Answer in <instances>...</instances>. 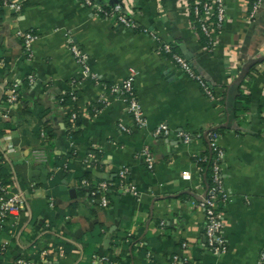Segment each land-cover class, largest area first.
Returning <instances> with one entry per match:
<instances>
[{"label":"crops","instance_id":"0c3cea01","mask_svg":"<svg viewBox=\"0 0 264 264\" xmlns=\"http://www.w3.org/2000/svg\"><path fill=\"white\" fill-rule=\"evenodd\" d=\"M20 1V10L6 4L0 14L2 175L23 198L21 210L0 225V246L8 251L4 263L45 258L50 264H173L178 255L187 264H257L264 248V4L251 19L252 0H226L223 33L210 50L191 25L190 0H121L212 84L211 98L146 33L121 28L79 0ZM19 30L38 34L31 58ZM71 41L88 54L101 82L91 77L74 84L81 74ZM131 69L145 128L136 126L122 95L93 112L103 84L126 79ZM12 82L21 83V95L8 103ZM72 112L78 117L75 133L69 128ZM160 124L202 136L190 144L174 134L154 136ZM214 129L222 134L230 194L223 206L229 246L223 255L207 247L205 212L191 203L209 186L193 155L204 154L205 134ZM122 168H128L125 182L136 193L116 183ZM83 179L112 182L108 207L92 199Z\"/></svg>","mask_w":264,"mask_h":264},{"label":"built area","instance_id":"2783aa9c","mask_svg":"<svg viewBox=\"0 0 264 264\" xmlns=\"http://www.w3.org/2000/svg\"><path fill=\"white\" fill-rule=\"evenodd\" d=\"M3 5L9 4L15 10L22 8V2L20 0H1ZM86 5L93 8V10L105 20H111L115 25L131 30H138L149 35L155 42V49L163 54L171 57V59L177 64L180 69L191 79L195 80L198 85L204 90L207 96L214 98L215 93L213 86L210 84L200 73H198L191 62L186 59L182 54L174 49V45L164 40L159 34L147 27H143L131 14V12L124 9L123 2L121 0L116 1L110 6H105L103 3H97L96 0H79ZM264 4V0H252L250 9V18L254 19L258 14L260 8ZM188 9L193 14L191 25L195 32L200 35L202 34L205 39V47L212 50L218 43L222 36L223 29L227 20L228 5L226 0H190L187 2ZM18 35L24 41V51L27 56L31 58L32 43L38 38V34L33 31H18ZM69 50L74 56L76 62L79 65V71L81 74V80H74V84L81 82L87 78H94L98 83L101 82L100 76L93 73L89 64V56L83 51L76 43L71 41L69 43ZM135 69H131V74L126 79L112 83L103 84L104 93L98 100V104L94 106V114L98 113L102 106L108 103L109 99L115 95H122L127 101L128 112L132 116L135 124L138 128H145L148 125V119L146 117L144 108L140 101L138 91L135 84ZM32 81V77H30ZM78 81V82H77ZM21 95V83L12 82L7 88L6 102L14 103L20 99ZM70 97L73 101H76L77 95L74 91L70 92ZM77 113L72 112L70 116V130L76 129ZM120 127L129 131L125 125ZM154 136H169L174 134L178 139L182 140L186 144H190L195 139H198L202 134H191L186 131H175L173 132L168 125L160 124L153 130ZM222 134L217 130H209L205 137L212 149L214 156L211 158V183L205 195L199 200H192V206H198L205 212V238L206 245L209 250L215 255L226 254L229 250L227 240L224 236V210L223 206L229 201L230 194L227 191L224 180H223V161L225 157V151L220 146L219 141ZM37 156L41 159H46L44 150L38 149L35 151ZM146 160L149 166H153V159L150 155V151L146 149L144 151ZM194 160L198 164L200 173L203 172V168L199 166L200 162H207L208 156L203 153H194ZM92 161H97V156L94 154L90 155ZM2 164V157L0 155V166ZM128 173V168H122L119 171V185L122 188L130 189L136 193L133 187L126 185L125 179ZM183 176L185 178L191 177L190 171H184ZM82 183L89 188L90 195L95 201H99V204L103 207H108L110 203L109 189L113 185L112 182L102 180L97 183H92L87 179H83ZM23 206L22 194L10 190L9 186L4 183L0 177V225L4 222V219L10 214L18 213ZM7 250L6 245H2L0 248V256H2ZM59 252L62 254L64 249L59 247ZM18 264H50L45 258L36 263L32 260L20 258L17 260ZM188 261L181 259L178 255H174L173 264H187ZM190 263V262H189ZM257 264H264V248L259 254Z\"/></svg>","mask_w":264,"mask_h":264},{"label":"trees","instance_id":"16d2710c","mask_svg":"<svg viewBox=\"0 0 264 264\" xmlns=\"http://www.w3.org/2000/svg\"><path fill=\"white\" fill-rule=\"evenodd\" d=\"M0 3H2V1L0 0ZM105 6H110V4H105ZM2 11H3V4H0V14H2ZM135 31H138L137 29L135 30ZM203 39H204V37H203ZM204 42H205V39H204ZM174 49H175V47H174ZM176 50V49H175ZM177 51V50H176ZM71 98V97H70ZM66 98H65V102H66ZM5 101H6V96H5ZM70 101H71V99H70ZM72 102V101H71ZM71 102H70V104H71ZM215 130H217V131H220L221 132V130L220 129H215ZM73 133H75V130H73ZM207 145H208V148L206 149V151L204 152V154H206L207 156H208V161L207 162H200L199 163V166L200 167H202L204 170H203V172H206V175H207V177H208V180H209V184L211 183V158L214 156V153H213V151H212V149L210 148V145H209V143L207 142ZM1 155V154H0ZM1 157H2V155H1ZM3 160H2V164H1V166H0V177L3 179V181H4V183L5 184H7L8 185V180L6 179V177L5 176H3L2 175V173H4V168H3ZM116 183H119V179H117L116 180ZM118 185V184H117ZM117 185H115V186H117ZM97 201V200H96ZM4 221H5V224H7V219L5 218L4 219ZM4 223V222H3ZM2 246H0V248H1ZM8 253V251L6 250V252L2 255V256H0V264H5L4 263V261H3V259H4V257L6 256V254Z\"/></svg>","mask_w":264,"mask_h":264}]
</instances>
